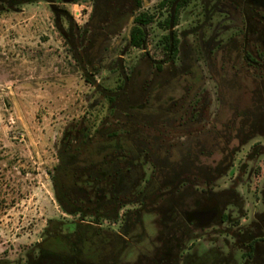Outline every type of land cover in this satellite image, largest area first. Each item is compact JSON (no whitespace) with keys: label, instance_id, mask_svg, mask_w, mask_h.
Listing matches in <instances>:
<instances>
[{"label":"flooded vegetation","instance_id":"af4514ba","mask_svg":"<svg viewBox=\"0 0 264 264\" xmlns=\"http://www.w3.org/2000/svg\"><path fill=\"white\" fill-rule=\"evenodd\" d=\"M41 1L56 9L57 0H0V8ZM150 1L88 0L91 11L82 24L67 11L60 17L54 10L58 29L97 97L88 120L66 129L60 140L55 198L79 223L84 216L112 217V223L95 225L105 231L125 227L129 209L160 210L167 235L155 264L175 263L182 244L178 233L186 239L211 227L228 247L216 262L230 264L235 248L239 264H264V226H251L245 216L234 219L229 210L238 206L235 186L209 192L207 202L200 188L233 170L244 146L242 132L249 140L253 132L264 131V0H193L177 17L181 0L158 7V13L148 9ZM183 14L192 22L182 27ZM147 16L155 17L145 26ZM153 26L158 32L151 34ZM137 29L145 33L141 48L133 46ZM243 69L256 77L252 104L245 108L234 94L250 81L241 76ZM226 109L232 116L226 118ZM263 150L257 145L248 159ZM246 169L238 166L233 183ZM261 194L264 199V189ZM164 197L163 209L157 208V198ZM176 220V226L170 224ZM38 252L26 264H76L74 257L46 258Z\"/></svg>","mask_w":264,"mask_h":264},{"label":"rangeland","instance_id":"374dc122","mask_svg":"<svg viewBox=\"0 0 264 264\" xmlns=\"http://www.w3.org/2000/svg\"><path fill=\"white\" fill-rule=\"evenodd\" d=\"M63 1L55 3L60 17L67 11L80 24L87 20L91 11L88 0ZM160 1L151 0L148 9L158 13ZM54 10L42 1L0 8V264H26L28 256L38 254L37 244L49 235L53 221L71 220L54 194L57 151L64 131L87 119L97 98L58 29ZM185 21L183 14L182 27ZM188 21L192 22L191 17ZM156 32L153 26L151 34ZM240 74L250 80L234 92L245 108L252 104L256 77L245 69ZM213 86L209 81L211 92ZM225 112L226 118L232 116V110ZM245 137L242 132L244 146L235 156L233 170L213 178L210 189L216 193L235 186L238 206L229 207L234 219L245 216L251 226H264L260 221L264 219V153L247 157L257 145L264 146V131L253 132L249 140ZM221 157L216 154L217 160ZM240 164H246V173L239 183H233ZM206 165L213 168L218 164ZM205 186L202 183L200 188ZM162 219L159 211L143 210L140 223L127 239L130 243L116 260L104 264H155L167 235ZM214 229L186 238L174 264H220L216 257L222 258L228 247ZM233 252L230 264H239L237 249Z\"/></svg>","mask_w":264,"mask_h":264},{"label":"trees","instance_id":"16d2710c","mask_svg":"<svg viewBox=\"0 0 264 264\" xmlns=\"http://www.w3.org/2000/svg\"><path fill=\"white\" fill-rule=\"evenodd\" d=\"M191 1L193 0H181L178 7L174 9V17H177L181 9ZM176 2L177 0H163L158 7L160 9H164L170 4L175 6ZM154 17L155 16H147V21L144 22V25L147 26L151 24L154 20ZM132 36L134 37L133 46L136 48H141L143 46V43L145 42L144 31L141 29H137L133 32ZM168 39L169 38H167V40ZM205 185L206 186L203 187V189L204 193L206 194L205 202H207V194L214 191L210 189V183H205ZM207 185H209V189H206ZM156 189L157 194L160 193L161 190L159 189V185H156ZM133 197L134 195L129 197L131 199L130 201L134 199ZM165 202V197L163 199L157 198V208L163 209V204ZM156 211H159V214L162 215V218H164L160 210L157 209ZM141 213L142 210L135 211L133 209H129L128 212L125 213L124 217L125 227H122L119 231H105L95 226L97 224H101L103 220H107L109 221V223H112L114 219L107 216H104L100 219H90L89 216H84L81 218V220L85 221L83 223L74 221V219L64 221L55 220L51 223L50 228L47 230V232H49V235L43 242H39L37 244L38 250H41L46 258L74 257L76 260V264H104L107 262H111L113 260H116L118 257L117 255H119V253L130 243V241H128L127 239L129 237L131 238L133 226L140 223ZM178 221L181 222L180 219ZM162 222L164 225L165 222L163 219ZM170 224L176 226L178 222L177 220L171 221ZM118 240H125V244H115ZM175 240L176 237L172 239L173 242ZM178 240L182 243L180 244L182 248L185 239H183L181 233H178ZM162 241L164 242V239ZM39 255V252L36 256L30 255L28 256L27 260L29 258L36 259Z\"/></svg>","mask_w":264,"mask_h":264}]
</instances>
